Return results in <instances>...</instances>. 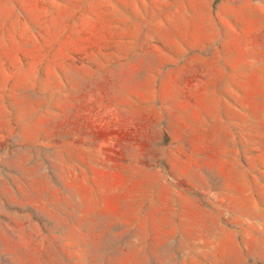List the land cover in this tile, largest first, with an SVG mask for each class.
Here are the masks:
<instances>
[{"label":"rangeland","instance_id":"374dc122","mask_svg":"<svg viewBox=\"0 0 264 264\" xmlns=\"http://www.w3.org/2000/svg\"><path fill=\"white\" fill-rule=\"evenodd\" d=\"M0 264H264V0H0Z\"/></svg>","mask_w":264,"mask_h":264}]
</instances>
